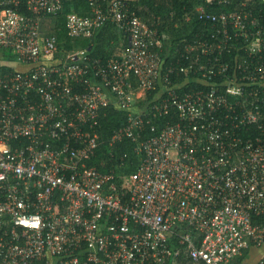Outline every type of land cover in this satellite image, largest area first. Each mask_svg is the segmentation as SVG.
Instances as JSON below:
<instances>
[{"label": "built area", "instance_id": "1", "mask_svg": "<svg viewBox=\"0 0 264 264\" xmlns=\"http://www.w3.org/2000/svg\"><path fill=\"white\" fill-rule=\"evenodd\" d=\"M88 1L67 36L111 21L122 59L60 48L63 0H0V52L28 66L0 71V264H246L264 251V0L198 7L212 28L184 39L162 78L160 32L135 0ZM110 104L129 110L110 146L128 139L139 159L123 176L90 163Z\"/></svg>", "mask_w": 264, "mask_h": 264}, {"label": "trees", "instance_id": "2", "mask_svg": "<svg viewBox=\"0 0 264 264\" xmlns=\"http://www.w3.org/2000/svg\"><path fill=\"white\" fill-rule=\"evenodd\" d=\"M238 0L235 5L232 4L228 7H221L216 5H210L205 0H138L132 2L133 6L138 8V13L142 19L158 28L162 44L159 47H154L153 50L160 55L161 62V78L167 73L166 68L171 63H175L177 54L182 49V45L185 43L184 39L191 40L195 37L196 33L202 30L212 28L210 22H206L199 18L198 7L203 6L207 11L218 13L223 10H230L239 6ZM264 8V7H263ZM264 11V9H263ZM78 13L80 15L91 12V5L88 0H63V9L52 20L54 29L56 30L59 47L64 49H80L85 48L88 54L95 58L99 57L103 60H107L110 57L122 59V55L128 45V39L124 32L119 30L117 25L111 21H108L94 36L92 37H80L71 39L67 36L66 21L67 15L70 13ZM157 22V23H154ZM199 53V52H198ZM195 56V55H193ZM7 57L12 59L13 56L8 54ZM203 61L206 60L204 55L200 56ZM224 61L234 62L231 58L224 59ZM218 69L219 66L216 64ZM160 77V76H159ZM168 77L173 80L182 78L188 79V76L181 74L177 77V73H169ZM221 75L213 77V81H220ZM201 82L192 79L186 83L185 87L188 88H200ZM139 86L138 77L133 78L132 87ZM156 90H152L149 93L150 101L156 95ZM129 110L118 109L114 104H110L105 107L103 114L100 117V123L96 130L99 133L100 146L96 150V157H94L90 163L101 167L102 170H109V168H121L119 172L121 176L127 175L130 171H134L138 165V156L133 153L132 142L128 139H123L117 142L113 146H110V139L114 128L119 127L124 120H127ZM175 116V114L173 115ZM169 118V117H165ZM162 120H153L152 124L160 127ZM111 150V154L109 151ZM124 153H129L127 158H124L123 165L121 158ZM105 162L101 164L100 162ZM118 165V166H117ZM120 182L123 180L121 177ZM264 221V219H263ZM248 252H246V256ZM185 262L192 264V262L186 258ZM247 263V262H246ZM196 264H204L199 261Z\"/></svg>", "mask_w": 264, "mask_h": 264}, {"label": "crops", "instance_id": "3", "mask_svg": "<svg viewBox=\"0 0 264 264\" xmlns=\"http://www.w3.org/2000/svg\"><path fill=\"white\" fill-rule=\"evenodd\" d=\"M135 1L137 2L138 0H135ZM44 18H43V22H42V26H41V31L43 33L47 32L50 29V25H51L50 18H45V19ZM4 54L2 52H0V71L3 72L5 70L9 69L10 66H8V65H11V66H13L14 69L16 68L19 70H23L21 68V66H23L24 69L28 67L27 65H23V64L16 62V60L9 59V57H7V55H4ZM16 63L18 64V66ZM19 65H21V66L19 67ZM142 91H143L142 89H138L137 93L142 92ZM263 253H264L263 249H260V248L255 249V251L253 253L249 254L248 258H251V259L246 264H254L256 258H258Z\"/></svg>", "mask_w": 264, "mask_h": 264}, {"label": "rangeland", "instance_id": "4", "mask_svg": "<svg viewBox=\"0 0 264 264\" xmlns=\"http://www.w3.org/2000/svg\"><path fill=\"white\" fill-rule=\"evenodd\" d=\"M16 64H17V63H16ZM17 66H18V64H17ZM20 66H21V65H19V67H20ZM21 68L24 69L23 66H21ZM141 95H142V92H139V93H138V96H141Z\"/></svg>", "mask_w": 264, "mask_h": 264}]
</instances>
